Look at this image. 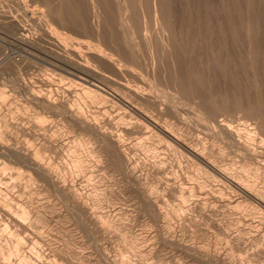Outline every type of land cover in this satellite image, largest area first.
<instances>
[{"label":"bare ground","instance_id":"bare-ground-1","mask_svg":"<svg viewBox=\"0 0 264 264\" xmlns=\"http://www.w3.org/2000/svg\"><path fill=\"white\" fill-rule=\"evenodd\" d=\"M41 1L39 6L43 5L44 8L39 7L38 9L42 10L35 13L23 8L22 1H19L21 4L18 2L28 21L27 25H31L35 33L40 35L30 38L28 35L22 34V37H15V39L17 38L23 47L27 48L29 43L31 45L33 42H35L34 45L37 44L35 46L37 47L39 38L41 40L42 37H46L48 41L49 39L56 41L59 39L57 37L63 35L69 28L77 27L78 30L80 27L92 34L94 40V43L88 44L83 52L86 59L95 68L105 70L107 77L114 79L118 86L117 90H113L105 84L100 85L88 81L89 79H85V75V78L77 76L79 82L74 81L73 85H67L63 84V81L59 82L63 79L59 78L61 80L58 81V78L51 75L50 72L41 74V78L37 79L39 85L32 81L30 84L24 82V86L22 85L32 95L31 103L40 110L38 113L36 112L35 116L30 117L31 119L29 116H24L30 119L28 124H23L21 121L18 123L12 119L15 123L13 124L10 122V116L8 122L5 117L7 112L0 109L2 127L3 124L5 128L9 127L8 129L12 126L14 128H12L14 131L12 134L22 133L28 139L33 140V143L29 140L21 143L23 139L20 134V142L18 140L14 143L10 142V136H12L10 131L12 130L10 129L8 133V130L3 129L4 127L0 128V158L3 159L1 169H9V171L5 170L6 172L0 173V181L10 180L8 183L5 181L6 185L2 190L8 191L10 187L15 186L20 188V190L15 189L20 191L19 195L18 192L16 193L18 195L16 196V208L14 210L1 208V215L16 227L15 232H11L16 238L5 234L6 232H2L0 235V239L4 240V242L0 241V264H50L43 263L40 259L41 253L44 252L40 247L33 248L32 251L26 250L25 241H30L33 238L49 245V247H54L59 253L58 255L66 261L68 260L69 263L71 260L73 264H96L98 261H103L106 264H131L130 260L124 262L122 259L119 263V260L112 256L111 258L103 248L100 250L99 257L94 258L97 256L93 257L91 251L84 249L86 244L82 237L77 235V231L73 227L75 225L71 226V218L68 219V215L62 214L65 223H61L62 225L59 227L61 229L58 230L61 232L56 233V236H54L55 234H38L36 231L39 229L41 220L48 222L49 217L52 216L49 213L57 208L52 203L53 200L51 202L48 200L49 198L45 199L40 195L42 190L47 192L48 189H52L66 200L68 214L76 220L78 218L79 223H84L83 225L96 239L98 237L112 238L115 230L119 228L126 249L131 250V248L143 245L146 256L159 254L157 253L158 240H153L154 235L137 233L135 221H131L130 218L124 220L121 217L118 218L116 214L109 211L110 209L103 210V204L112 199H110L111 193L107 192L108 189H104L105 183H102L103 190L98 191L102 185L88 181L86 175L100 171L104 165L106 167L113 166L123 173L124 177L121 176V178L125 184L122 185L120 193L123 195V192L127 191L133 194L140 204L147 206L152 216L158 218L164 226L166 239L180 247L183 246L188 260L200 259V262L208 260L207 262L213 263L236 264L234 253L230 252L233 246L231 248L225 246L220 249L218 247L219 250H217L215 248L216 241L211 238L212 233L206 231L211 236H208L209 240L205 247L195 246L193 238L203 223L197 222V214L207 217L212 214L217 215L221 211L227 220L225 223H216L217 229L231 238L240 249L247 250L245 249L248 245L247 240L250 239L247 234L255 231V234H251L252 237L256 238L262 235L258 227L257 230L255 229L256 226L264 227V185L260 182L261 178L264 179V138H256L254 133V135L251 134L252 130L246 128L242 123L233 125L224 119H215L216 114L227 112L229 109L244 110L256 119L261 133L264 132V72L258 69L260 62L264 64V44L257 40V36L260 35L259 27L253 16L256 0H247L246 8L243 5L240 6V2L237 3L239 0H235V3L233 0H192L195 3H192L191 0H180L181 2L178 0L182 7H180L182 10L179 11H183L181 13L182 16L184 15L183 17L178 13L179 3L177 0H149L151 9L145 3L147 0ZM262 1L264 2V0H260L259 3ZM236 3L239 7L235 5ZM144 4H147L145 8L148 6L147 9L151 10L148 11L150 14L152 13L151 17L147 19L148 25H150L149 20L152 19L158 31L157 39L153 37V40L147 33L144 40V37L139 38V41L143 40L142 45L146 50L143 47L142 49L146 51V58L141 53L145 54V51H141V44L135 40L136 35H134L136 30H140L136 28L139 22L147 23L145 19L147 9L145 10ZM242 6L243 10L240 8ZM17 8L20 10L19 7ZM18 9L17 11H19ZM31 9L35 10L34 7ZM256 9L260 14L261 8ZM148 11L146 12L148 13ZM258 13L255 14L259 15ZM236 15L243 17L240 24L236 23ZM19 17L21 18V16ZM137 20L139 21L137 22ZM149 31L151 32V30ZM239 31L243 34V38L237 37ZM30 32L32 31L30 30ZM137 33L139 34V31ZM261 37L264 38L263 35ZM44 38L42 42L46 40ZM232 52L233 54L230 55ZM39 53L40 51L38 55ZM42 53L40 54L42 55ZM260 55L263 57L261 58ZM43 56L45 55L43 54ZM5 57L8 59V56ZM42 58L40 56V59ZM146 60L150 65H147V70L145 67L144 73L147 72V74L144 77L145 74L136 72V66L145 63ZM48 61L50 60L46 62ZM59 68L63 70V67ZM66 69L64 67V70ZM67 70L71 71L70 68ZM73 73H77V71ZM67 75L69 74L67 73ZM166 87L174 92H168ZM176 94L190 98L188 99L193 102L190 103L196 110V118L202 120L206 127L211 128L216 140L224 145H217L218 149H215L217 148L215 142L213 143L214 148L213 144H208L207 138L191 136L190 132L186 131L188 129L184 130L179 125L177 119L172 120V118L183 116L182 109L179 107L180 105L178 106L181 100L176 99ZM5 99V92L0 90V105L5 104L1 103ZM183 110L190 112L187 108H183ZM46 112H49L51 116L62 115L64 121L75 129L79 136L73 140H70L69 136L68 140L64 139L65 136L63 138L59 136L60 133H54V126L47 122ZM191 112L193 113V111ZM8 114L10 113L8 112ZM187 115L189 116V114ZM202 121L201 123H203ZM14 134L12 137L15 138ZM131 135H138L140 136L138 140L140 138L141 140L127 141V136L133 137ZM222 146L230 148L234 157L228 159L229 157L227 158L226 152H223ZM160 148H166L168 151L161 153L158 150ZM145 150L152 151L154 153L152 157L146 155ZM48 152H52L53 157L62 158V163L57 164L56 162L55 164L51 161L54 158L49 159ZM170 153L173 157H175L174 154L181 155L180 158L184 157L185 161L187 160L188 163L199 169L200 175L196 174L197 177L190 180L188 176L181 174L186 177L185 181H178L173 174L172 177L167 176L170 171L166 165L168 162L165 161H168ZM184 158L180 160H184ZM55 159L54 161L57 160ZM174 163L172 162L173 166L178 162ZM190 164H187L188 167L191 166ZM174 171L176 170L174 169ZM184 172L183 170V174H185ZM177 175L175 176L177 177ZM13 178L15 180H12ZM50 192L52 191L50 190ZM13 193L12 195H14ZM166 197L178 199L179 203L175 204L176 207H172V204H169V198ZM120 214L122 213L120 212ZM51 218V221L54 220ZM146 220L148 219L146 218ZM119 230L116 231L120 232ZM24 232L27 234L22 237ZM158 232L160 231L157 230ZM188 236L190 240L192 239L190 243ZM254 238H252L253 242ZM191 249H194V252ZM18 251L23 252V257L20 255L22 258L12 255ZM263 254V248H255L253 251L251 249L250 253L254 260L256 256L262 257ZM49 255L51 256V254ZM250 255L248 256L250 257ZM140 262L146 264V260L145 263Z\"/></svg>","mask_w":264,"mask_h":264},{"label":"rangeland","instance_id":"rangeland-1","mask_svg":"<svg viewBox=\"0 0 264 264\" xmlns=\"http://www.w3.org/2000/svg\"><path fill=\"white\" fill-rule=\"evenodd\" d=\"M19 1H22L21 3L23 4H21ZM36 1V2H35ZM15 0V2H14V0H0V90H2L3 92H5V94H6V99L3 101V102H1V103H5V104H1L0 105V107H2V108H0V109H2L4 112H7V114H6V120H8V122L10 121V122H13V124H15L14 123V121H12V119L13 120H16L15 122H18L19 123V121H21V123H23V124H28L29 122H30V117H32L33 115L35 116V114H37L40 110L39 109H37V108H35L36 106L35 105H33L32 103H31V100H32V95L30 94V92H28L27 90H25L24 89V82H26L27 84H30V81H32V82H34L35 84H37V85H39V83L37 82V79H39V78H41V74H45V73H50L51 75H53V76H55L56 78H58L57 80L59 81V80H61V79H63V80H61V81H59V82H62L63 84H67V85H70V84H72L73 85V83H75L74 81H76V82H79L80 80H79V78L78 77H83V78H85L84 77V75L86 76V78L85 79H89L88 81H91V82H94V83H98V84H105V85H107V86H109L111 89H113V90H117V86H118V84H117V82L114 80V79H111V78H108L107 77V75H106V71L105 70H101V69H98V68H95V66H93V65H91V63H89L88 62V59H86V57H85V55H84V50L87 48V45L88 44H92V43H94V40H93V36H92V34H90L89 32H87V31H85L84 29H82V28H80V27H78L79 29L77 30V27H74V28H72V29H68L67 31H65V35H64V37H63V35H61L60 37H57V38H59V39H57L56 41H54L53 39H49V41H48V38H44V37H42L41 38V40H40V38H39V43L38 42H36V43H38V46L37 47H35L36 45H34L33 43H35V42H33V43H31V45H30V43H29V46L26 48V46L25 47H23V45H21V43H19V41H18V39L17 38H19V37H22L23 35H28L30 38L32 37H35V36H38V34L39 33H35V31L33 30V28H31V25L29 26V24L27 25V23H28V21H27V19H26V17L23 15V13H22V9L20 8V4H21V6H23V8H26V9H28V10H30L32 13H35V12H39V10H42L43 8H44V6L43 5H41V6H39V3L41 4L42 3V1L41 0ZM38 1V2H37ZM148 1V2H147ZM147 1H145V3H147L148 4V6H149V9H151V7H150V1L149 0H147ZM180 1V0H179ZM192 1V0H191ZM235 0H233V2H234ZM238 1V0H237ZM242 1V0H241ZM240 0L237 2L238 4H239V2H240V6L241 5H243L244 6V8H246V5L247 4H245V3H247V0H246V2H245V0L243 1V2H241ZM253 1V0H252ZM259 1L260 0H256V4H254V9H253V16H254V18L256 19V22H257V25H258V29H259V37L257 36V40L259 41V42H261L262 44H264V38L263 37H261L262 35L264 36V2L262 1V2H260L259 3ZM10 2V3H9ZM20 4H19V3ZM24 2V3H23ZM34 2V3H33ZM177 2H178V0H177ZM181 2V1H180ZM236 2V1H235ZM234 2V3H235ZM255 2V1H254ZM16 3V4H15ZM179 3V2H178ZM177 3V4H178ZM192 3H195V1H192ZM191 3V4H192ZM237 3L235 4L237 7H239V5H237ZM261 4V3H263V4H261V5H259V4ZM19 4V5H18ZM37 4H38V7H37ZM147 4H144V8H145V5H147ZM190 4V5H191ZM258 4V5H257ZM18 5V6H17ZM30 8H28L27 6ZM179 6H178V11L179 10H182L181 8V5H180V3L178 4ZM255 5H257L256 7H255ZM43 6V7H42ZM133 6H135L134 4H133ZM147 6V7H148ZM243 6L242 7H240V8H242V10H243ZM17 7H19L20 8V10L17 8ZM35 8V10H37V11H33V9H31V8ZM39 7H41L40 9H38ZM137 7V6H136ZM147 7L145 8V10L147 9ZM181 7V8H180ZM236 7V8H237ZM180 8V9H179ZM239 8V9H240ZM256 8H261L260 10H259V12H261L260 14L258 13V9H256ZM15 9V10H14ZM17 9L19 10V11H17ZM149 9H147L146 11H148ZM239 9H237V10H239ZM257 10V12H255L256 10ZM242 10H240V11H242ZM145 11V19H146V21H147V19H149V17H151V15H152V13L150 14V12L149 11H151V10H149L148 11V13ZM183 12V11H182ZM181 11H179L178 13L182 16V13ZM237 12V11H236ZM258 13L259 15H257V14H255V13ZM22 13V15H20ZM262 14V15H261ZM148 15V16H147ZM19 16H21V18L19 17ZM184 16V15H183ZM182 16V17H183ZM239 16V15H238ZM240 18V19H239ZM26 19V20H25ZM138 19V18H137ZM151 19V18H150ZM186 19V18H185ZM239 19V20H238ZM241 19H243V17L241 16V17H237V15H236V23H238V24H240L239 22H240V20ZM136 20V19H135ZM139 20H137V22H138ZM150 21V25H151V27H150V25H148V21H147V25L146 24H143V22H142V24L139 22L138 24V27L136 26V28L137 29H140V30H136L135 32H134V35H136L135 36V40L137 41V42H140V44H141V51L143 50V49H145L144 47H143V45H142V42H143V40L145 39V35H146V33L147 34H149V37H151V38H158V35H156L157 33H158V31H157V28L154 26V23L152 22V19L151 20H149ZM242 21V20H241ZM19 22V23H18ZM22 22V23H21ZM185 22V21H184ZM18 25V27L20 28V30H22L23 31V33H21L22 31H20L19 30V28L17 27V25ZM14 25V26H13ZM16 25V26H15ZM21 25V26H20ZM137 25V24H136ZM142 25V27H140ZM26 26H28V27H26ZM154 26V27H153ZM29 27H30V30L32 31V32H30V30H29ZM145 27V28H144ZM153 27V28H152ZM240 27V26H239ZM16 28V30H14ZM152 28V29H151ZM13 29V30H12ZM18 29V30H17ZM82 31H81V30ZM146 29H148V30H146ZM29 32H28V31ZM149 30H151V32H152V34H154V35H152L151 34V32L149 31ZM20 31V32H19ZM139 31V34L137 33ZM156 31V32H155ZM18 32V33H17ZM25 33H28V34H25ZM34 33V34H33ZM137 33V34H136ZM238 33V36L237 37H239V36H241L242 38H243V34L239 31V32H237ZM16 34V35H15ZM18 34V35H17ZM23 34V35H22ZM144 34V35H143ZM40 35V34H39ZM155 35H156V37H155ZM13 36V37H12ZM142 36V37H141ZM148 36V35H147ZM15 37H17L16 39H15ZM144 37V38H143ZM12 38V39H11ZM43 38L44 39H46V40H44L43 42H42V40H43ZM63 38V40H61ZM139 38H143V40L142 41H139L140 39ZM154 38H153V40H154ZM242 38H241V40H242ZM2 39V40H1ZM15 39V40H14ZM239 39H240V37H239ZM58 40H60V41H58ZM14 41H15V43H14ZM53 43H52V42ZM238 41V40H237ZM45 42H47L48 43V45H47V43H45ZM51 42V44H49ZM55 42V43H54ZM43 44V45H42ZM46 44V45H45ZM4 45V46H3ZM20 45V46H19ZM40 45H42V47L45 45V48H44V51H43V49H42V47H40ZM34 46V47H33ZM264 46V45H263ZM1 47H2V49H1ZM20 47H22V48H20ZM39 47V48H38ZM142 47H143V49H142ZM4 48V49H3ZM31 48V49H30ZM37 48V49H36ZM41 48V50H38V49H40ZM8 49V50H7ZM21 49H24V50H22L21 51ZM29 49V50H28ZM36 50V52H35V50ZM31 50V51H30ZM34 52H33V51ZM146 50V49H145ZM145 50H143V51H145ZM11 51V52H10ZM26 51H28V52H26ZM40 51V53H42V55L39 53V55H38V52ZM46 51V53H44ZM2 52V53H1ZM9 52V53H8ZM32 54H31V53ZM49 52V53H48ZM234 52V51H233ZM233 52L232 53H230V55L231 54H233ZM6 53V54H5ZM17 55H16V54ZM142 54H143V57L144 58H146L147 57V54H146V51H145V54L143 53V52H141ZM11 54V55H10ZM23 54V55H22ZM35 54H37V55H35ZM43 54L46 56H43ZM262 54V53H261ZM264 54V53H263ZM262 54V55H263ZM19 55V56H18ZM25 55H26V57H25ZM29 55H31L30 57H29ZM262 55H260L261 56V58L264 56H262ZM5 56H8V59L5 57ZM40 56H41V58L42 59H40ZM53 56V57H52ZM12 57H14L13 59H12ZM23 57V58H22ZM29 57V58H28ZM21 58L23 59V61L21 60ZM26 58V59H25ZM50 58V59H49ZM52 58H53V60H52ZM56 58V59H55ZM15 59V60H14ZM36 59V60H35ZM50 60V61H48V62H46L47 60ZM58 59V60H57ZM7 60V61H6ZM44 60V61H43ZM46 60V61H45ZM263 60H264V57H263ZM263 60H261V61H263ZM13 61V62H12ZM51 61H53L54 62V64H53V62H51ZM147 61V62H146ZM145 61V63H146V65H145V63H143L144 64V66H142L143 64H139L138 66H136V72L137 73H139V74H145L144 75V77H146V74H147V72H145L144 73V70H145V67H146V70H147V65H150L149 64V61L148 60H146ZM8 62V63H7ZM10 62H11V64H10ZM23 62V63H22ZM26 62V63H25ZM50 62V63H49ZM144 62V61H143ZM15 65H17L18 63V65L17 66H19V67H17V66H13L14 64ZM17 63V64H16ZM21 63V64H20ZM49 63V64H48ZM57 63H60L59 65L57 64ZM66 63V64H65ZM263 63H264V61H263ZM13 64V65H12ZM61 64H63L62 66H60ZM9 65V66H8ZM21 65V66H20ZM23 65V66H22ZM58 65V66H57ZM68 65H71V66H73V67H71V66H68ZM263 65V66H262ZM7 66V67H6ZM54 68H58V69H54ZM141 66V67H140ZM260 67H258V69H259V71H261V72H264V64H262L261 62H260V65H259ZM263 67V69H261L262 67ZM6 67V68H5ZM59 67H63V70H64V67H65V69L67 68H70V70L71 71H69V70H62V68L60 69ZM51 68V69H50ZM76 68V69H75ZM58 70V71H57ZM60 70V71H59ZM145 70V71H146ZM49 71V72H48ZM62 71V72H61ZM75 71H77V73H73V72H75ZM67 73L69 74V75H67ZM71 73H73V74H71ZM81 74L82 76H80L79 74ZM62 74V75H61ZM76 74V75H75ZM68 76V77H67ZM69 76H72V77H69ZM78 76V77H77ZM62 77H64V78H62ZM75 77H76V79H75ZM59 78H61V79H59ZM74 79V80H73ZM71 83H70V82ZM73 82V83H72ZM19 84H20V86H19ZM23 85V86H22ZM166 90L168 91V92H172L173 90L172 89H170V88H168L167 89V87H166ZM7 91V92H6ZM263 91H264V87H263ZM174 92V91H173ZM172 92V93H173ZM179 95H181L180 97H178ZM176 94V96H177V100L179 99V100H181V101H179L180 103H178V106L183 110V108L185 109V108H187L188 109V111H190V112H187L186 110H181V114L184 116L185 115V117H183V116H179L178 118H172V120H175V119H177L176 121H178V123H179V125L181 126V127H183V129L184 130H186V129H188V130H186L187 132H190V134H191V136H195V137H197V136H200V137H202L203 139L205 138H207L206 139V141L208 142V144L210 145H212L214 142V144L216 145V147L217 148H215V145H214V148L215 149H218V146H221V144L222 143H220L219 141H217L216 140V137L214 136V133L211 131V128H208V127H206V124L204 125V122L202 121V120H199V118H196V115H195V109L193 108V106L194 105H191V103L190 102H192L191 100H189L190 98L189 97H187V96H182V94ZM182 97V98H181ZM184 97H186V98H184ZM184 101H186L185 103H184ZM189 103V104H188ZM193 103V102H192ZM182 104V105H181ZM186 104V105H185ZM3 105H5V106H3ZM188 105V106H187ZM190 105H191V107H190ZM164 106V105H163ZM190 109V110H189ZM185 111H186V113H185ZM191 111H193V113L191 112ZM243 111V112H242ZM8 112L11 114H13V116H12V114L10 115V114H8ZM22 112V113H21ZM37 112V113H36ZM28 113V114H27ZM47 114H45L46 116H47V122H49V123H52V125L54 126L53 128H54V133H56V134H58V133H60V134H58L59 136H61L62 138L64 137V139H68L69 140V136H70V140H73V139H75V138H77L78 136H79V133H77V131H75V129H73L72 127H70L69 126V124H67L66 123V121H64V119L62 118V115H55V116H51V114L49 113V112H46ZM187 114H189V116L187 115ZM31 115V116H30ZM48 115H50L49 117H48ZM217 115V116H216ZM215 115V119H220V120H226V121H229L231 124H233V125H235V124H239V123H242L244 126H246V128H248L249 130H252V131H250L251 132V134H253L254 136H257L256 138H264L263 136H264V132H262L261 133V130L258 128V125H257V123H256V119L252 116V115H250L247 111H244V110H235L234 109V111H233V109H229V110H227V112H225L224 111V113H222V112H220V113H218V114H216ZM249 115V116H248ZM11 117V119L9 120V118L8 117ZM22 116H23V118H22ZM24 116H29V118L30 119H27L28 117H24ZM22 118V119H21ZM27 120H25V119ZM194 118H196V119H194ZM21 119V120H20ZM217 119V120H218ZM201 121L203 122V123H201ZM24 122H26V123H24ZM28 122V123H27ZM1 124V126H0V128H3V129H5V130H8V133H9V131H10V129L12 130V131H10V134H12V132H14L13 131V127L12 126H10V129H8V128H5V126H4V124H3V127H2V122L0 123ZM209 124V123H208ZM256 124V125H255ZM207 126H209V125H207ZM68 127H69V129H68ZM13 128V129H12ZM57 128H58V130H57ZM60 128V129H59ZM64 128V129H63ZM66 128V129H65ZM56 129V130H55ZM63 129V130H62ZM65 130V131H64ZM63 132V133H62ZM193 133V134H192ZM9 134V135H10ZM14 134V133H13ZM13 134H12V136H13ZM20 134H21V136H20ZM18 133V134H14V136H15V138L14 137H12V136H10V142L12 141L13 143L14 142H16L17 140L19 141V140H21V139H23L22 140V142L21 143H24L25 141H30L31 143H33V140L32 139H28V137H26L25 135H22V133ZM19 136L21 137V139H19ZM131 136H133V137H130V136H127V141H130L131 140V142L133 141L132 139H134L135 141H133V142H136V141H140L141 140V138H140V140H138L139 138L138 137H140V136H138V135H131ZM135 137H136V139H135ZM14 139V141H13V139ZM72 138V139H71ZM20 142V141H19ZM217 142V143H216ZM92 146H93V144H91ZM218 145V146H217ZM222 145H224V144H222ZM223 147V146H222ZM225 149H227V150H225ZM159 151H161V153L163 152V151H168L166 148H160V149H158ZM223 152H226L225 154L227 155V158L228 159H231L232 157H234V153H233V151L230 149V148H226L225 146L223 147ZM146 151V150H145ZM159 151H157V153H160ZM232 153H231V152ZM152 151H146V155L148 154L149 155V157H152V155L154 154L153 152L151 153ZM49 153H51V154H49ZM230 154V156H228ZM52 155H54L52 152H48V158L49 159H51V158H56L55 160L56 161H54V159H52L51 161H53L55 164H56V162H57V164H59V163H62V161H63V159L62 158H59V157H53ZM170 155L171 156H169V158H167V160L168 161H165L167 164V166H168V169H169V173H167V176H169V177H172V174H173V176L175 177V178H177L178 179V181H185L186 180V177L188 176V178L191 180V179H193V178H196L197 177V175H200L199 174V169H197V167L196 166H193V165H191L190 163H188V161L186 160L185 161V158L184 157H181L180 158V156H178L177 154H174V156L175 157H173L172 156V154L170 153ZM175 158V159H174ZM179 159V160H177V159ZM184 158V160H180V159H183ZM62 159V160H61ZM174 159V160H173ZM180 161L182 162L181 164H180ZM184 161V162H183ZM3 162V159L2 158H0V173L2 174V172H6V171H9V169H5V170H2L1 169V167H2V163ZM172 162L174 163V162H178L177 164L176 163H174V164H176V165H174L173 166V164H172ZM186 162H187V164H190L189 166L191 167H188V165L186 164ZM180 164V165H179ZM178 165H179V168H178ZM185 166V167H183V166ZM105 166V165H104ZM103 166V168L101 169L100 168V171H94V173L92 174V173H90V174H87L86 175V179H88V181H90V182H94V183H97L98 185H100L101 187H100V189H98V191L100 190V191H102L103 189H102V187H103V184H104V189H108L107 190V192H110L111 193V195H110V199L111 200H109L108 202H106L105 204H103V210H105V211H107V210H109V211H111V212H113V214H116V217H118V218H122L123 220L124 219H128V218H130L131 219V221H135L134 222V225L136 224V230H137V233H142V234H146V233H150L151 235H154V238H153V240H158V247H157V253H159V254H157V255H155V256H150V255H147L146 256V252H144L143 250H144V246L143 245H139V246H137L136 248H131V250L130 249H126L125 248V246H124V242L122 241V239H121V231L119 230V228H117L120 232H117L116 230H115V232L113 233V236H112V238L111 237H105V238H103V237H101V238H97L96 239V237H94V235L92 236V234L87 230V228H86V226H84L83 224L84 223H82L81 221V223H79V220H78V218H77V220L74 218V217H71L69 214H68V212H69V209H68V204H67V202H66V200H64V198L62 197V196H60V195H58L57 193H55L52 189H50L52 192H50V190L48 189V194H47V192H46V190H45V192H43L44 190H42L41 192H42V194H44V193H46V194H44V195H42V194H40L41 195V197L42 196H44V197H42V198H45V199H48V200H50L51 202H52V200H53V202L52 203H54L55 205H56V209L58 210V211H54V210H56V209H54V210H52V212L51 213H49V215H52L51 217H53V218H51V217H49V221L48 222H46V221H44V222H42V220H41V222H40V226H38L39 227V229L36 231L38 234H51V235H54V236H56L58 233H60L61 231H59L58 232V230H60L59 229V227L62 225L61 223H65V221H63V216H62V214H64V215H68L67 217H68V219H70L71 218V221H70V223L72 224L71 226H73V225H75V226H73L74 227V229H75V231H77L76 233H77V235H79V237L81 236L82 237V239L84 240V242H85V250L86 251H91V253H92V256L94 257V256H97V257H94V258H98L99 257V254H100V250H101V248H103V249H105L106 250V253L111 257H114L115 259H117V260H119V263H121V261L123 260L124 262L125 261H127V260H130V263L131 264H141V262L140 261H143L144 263H145V260H146V264H189L190 262V264H205V263H207V264H222V263H219V262H215V263H213V262H207L208 260H201V262H200V259H196V260H188V258H186V252H185V250H184V248H183V246H181L180 247V245H177V244H174V243H171L170 241H168V239H166V237L164 236L165 235V231L166 230H164V226L161 224V221L158 219V218H156V217H153L152 216V213H150L149 212V208L147 207V206H144V205H142V204H140V202L138 201V199L137 198H135L134 196H133V194H131V193H129V192H127L126 191V193H124L123 192V195L120 193V191H121V189L123 188V184H125V181H123V177L124 176H122L123 175V173L119 170V169H115V167H113V166H105L104 167ZM170 166V167H169ZM110 167V168H109ZM175 167V168H174ZM194 167V168H193ZM90 168H93V167H91L90 166ZM114 168V169H113ZM186 168H188V169H186ZM94 169V168H93ZM96 169V168H95ZM107 169V170H106ZM173 171H172V170ZM174 169L176 170V171H174ZM99 170V169H98ZM113 170V171H112ZM183 170L185 171L184 173L185 174H183ZM188 170V171H187ZM108 171V172H107ZM109 172H110V174H109ZM113 172H115V173H113ZM172 172V173H171ZM176 174H175V173ZM180 172V173H179ZM195 172V173H194ZM198 172V173H197ZM1 174H0V177H1ZM99 174V175H98ZM115 174V175H114ZM171 174V175H170ZM178 174V175H177ZM185 175V176H182V175ZM197 174V175H196ZM94 175V176H93ZM175 175H177V177L175 176ZM102 178H101V177ZM114 176V177H113ZM121 176H122V178H121ZM183 178H182V177ZM194 176V177H193ZM93 177V178H92ZM104 178H106V179H104ZM116 178V179H115ZM118 178V179H117ZM102 179V180H101ZM104 179V180H103ZM180 179V180H179ZM12 180H15V178H13ZM102 182H101V181ZM263 180V181H262ZM5 181H6V183H8V182H10V180H2V181H0V187H1V185H3L2 186V188L0 189L1 191H0V194H2V189H3V187L6 185V183H5ZM97 181V182H96ZM100 181V182H99ZM105 181V182H104ZM99 182V183H98ZM109 182H111V183H109ZM113 182V183H112ZM260 182L261 183H263V185H264V179L263 178H261L260 179ZM40 184H42V182H39ZM39 183H37V184H39ZM103 183V184H102ZM108 184V185H107ZM110 186H111V188H110ZM117 186V187H116ZM108 187V188H107ZM118 188V189H117ZM14 189V190H13ZM15 189H19L20 190V188L19 187H10L9 188V190L8 191H6V190H4L3 191V194L0 196V235L2 234V232L3 233H5V234H9L11 237H13V238H16L15 236H13V234L11 233V232H15V228L16 227H14V225L12 224V223H10L7 219H5L1 214H2V211H1V208H6V209H8V210H14L15 208H16V206H17V203H16V196H18L20 193V191H17V190H15ZM112 189V190H111ZM12 191V193L13 192H15V193H13L14 195H12V193H10ZM118 191V192H117ZM6 192H7V194H6ZM18 192V193H17ZM50 192V193H49ZM4 193H5V195H4ZM10 193V194H9ZM16 193L18 194V195H16ZM114 193H116L115 195H114ZM56 194V195H55ZM39 195V196H40ZM55 195V196H54ZM113 195V196H112ZM121 195H122V197H121ZM130 195V196H129ZM15 196V197H14ZM46 196H49V197H46ZM112 196V197H111ZM120 196V197H119ZM55 197V198H54ZM57 197V198H56ZM51 198V199H50ZM124 198V199H123ZM166 198H169L168 199V201H169V204L172 206V207H176L175 206V204L177 205L178 203H179V200L177 199V200H175V198H172V197H166ZM171 198V199H170ZM58 199V200H57ZM117 199V200H116ZM131 199V200H130ZM113 200V201H112ZM124 200V201H123ZM127 201V202H126ZM114 202V203H113ZM132 203V204H131ZM139 203V204H138ZM108 204H109V206H108ZM119 204V205H118ZM63 205V206H62ZM62 207H64V208H62ZM144 207V208H143ZM60 208V209H59ZM112 208V209H111ZM118 208V209H117ZM121 208V209H120ZM131 208V209H130ZM63 209V210H62ZM121 210V211H120ZM130 210V211H129ZM221 210H223V209H221ZM60 211H61V214H60ZM65 212V213H64ZM120 212L122 213V214H120ZM138 212V213H137ZM144 212H146V213H144ZM129 213V214H128ZM135 213V214H134ZM150 215V216H149ZM223 214V211H221V213H219V214H217V215H214V214H212V215H210V216H203V215H199L198 216V214H197V216H196V220H197V222L198 223H202L201 224V228L197 231L198 233H197V235L195 236V238H193V243H194V245L195 246H197V247H205V246H207V243H208V236H211V238H212V240H214V241H216V247L215 248H217V250H219L220 248H224L225 246H227V248H231L232 246H233V248H231L230 249V252L231 253H234V255L233 256H235L234 257V262H236V264H244L245 262L247 263V264H264V254L262 255V257L260 256H256L255 257V260L253 259L254 257H252L251 255H250V253H251V249H252V251L255 249V248H257V249H259V248H263L264 249V227H260V226H256V229L255 230H257L258 228V230H260V232H262V233H260V234H262V235H259L258 237H256V238H254V237H252V235L251 234H255V231H252V233H249V235L247 234V236H248V238H250L249 240H247V247L245 248V249H247L246 251L242 248V249H240V247H237L236 245H235V243H234V241L231 239V238H229L228 236H226L224 233H222L221 231H219L218 229H217V224L220 222V223H225V221L227 220V217ZM126 216V217H125ZM134 216V217H133ZM144 217V218H143ZM4 218V219H3ZM50 218L51 219H54V220H50ZM74 218V219H73ZM146 218L148 219V220H146ZM157 219L158 220V222H157V220L155 221L154 219ZM198 218V219H197ZM202 218V219H201ZM214 218V219H213ZM216 218V219H215ZM67 219V220H68ZM129 219V220H130ZM134 219V220H133ZM138 219V220H137ZM208 219V220H207ZM212 219V220H211ZM154 220V221H153ZM75 223H74V222ZM209 221V222H208ZM73 222V223H72ZM212 222V223H211ZM44 223V224H43ZM69 223V222H68ZM67 223V224H68ZM205 223V224H204ZM209 223H211V224H209ZM217 223V224H216ZM3 224V225H2ZM50 224H52V225H50ZM159 224V225H158ZM215 224V225H214ZM82 225V226H81ZM143 225V226H142ZM211 225V226H210ZM155 226H156V228H155ZM160 226V227H159ZM72 227V228H73ZM207 227V228H206ZM216 227V228H215ZM258 227V228H257ZM80 228V229H79ZM83 228V229H82ZM159 228H161L162 230H160ZM48 229V230H47ZM50 229V230H49ZM52 229V230H51ZM191 229H194L193 227H191ZM190 229V230H191ZM236 229V228H235ZM86 230V231H85ZM157 230L158 231H160V232H158V233H160L159 234V236H158V233H157ZM205 232H204V231ZM262 230V231H261ZM47 231V232H46ZM162 231V232H161ZM201 231H202V233H201ZM206 231H208V232H206ZM212 231V232H211ZM216 231H218V232H216ZM50 232V233H49ZM196 232V231H195ZM237 232H239V231H237ZM57 233V234H56ZM120 233V234H119ZM157 233V234H156ZM199 233H201V234H199ZM221 233V234H220ZM26 234H27V232H24L21 236L22 237H24V236H26ZM117 234V235H116ZM119 234V235H118ZM158 236H156V235ZM162 234H163V236H162ZM187 234V233H186ZM189 234V233H188ZM187 234V235H188ZM24 235V236H23ZM33 235V234H32ZM199 235V236H198ZM217 235V236H216ZM222 235V236H221ZM85 236V237H84ZM88 236V237H87ZM117 236V237H116ZM226 236V237H225ZM246 236V234H245V237H247ZM114 237V238H113ZM189 237V236H188ZM187 237V238H188ZM197 237H201V238H197ZM204 237V238H203ZM260 237V238H259ZM263 237V238H262ZM109 238H111V239H109ZM222 238V239H221ZM252 238H254V242H253V239ZM100 239V240H99ZM115 239V240H114ZM159 239H160V242H159ZM258 239V240H257ZM152 239H151V241H153ZM164 240V241H163ZM192 240V239H191ZM190 237L188 238V242L190 243ZM0 241L1 242H4V240H1L0 239ZM56 241H57V239H56ZM59 241V240H58ZM89 241V242H88ZM115 241V242H114ZM94 242V243H93ZM96 242H98V243H96ZM101 242V243H100ZM192 242V241H191ZM220 242V243H219ZM250 242V243H249ZM253 242V243H252ZM259 242V243H258ZM27 243H28V245H27ZM57 243V242H56ZM59 243V242H58ZM107 243V244H106ZM95 244V245H94ZM160 244V245H159ZM168 244V245H167ZM169 244H171L170 246H169ZM250 244H251V247H250ZM261 244H263V245H261ZM25 245H26V250L27 251H32L31 249H35V248H37V247H40L44 252H42L41 253V255H40V259H42V261H43V263H50V264H73V262H71V260H69L70 261V263L69 262H67L64 258H62L60 255H58L59 253L55 250V248L54 247H49V245H46L45 243H43V242H41V241H39V240H37V239H32V240H30V241H25ZM106 245H107V247H106ZM224 245V246H223ZM235 245V246H234ZM253 245V246H252ZM87 246V247H86ZM90 246V247H89ZM92 246V247H91ZM101 246V247H100ZM103 246V247H102ZM175 248H174V247ZM249 246V247H248ZM256 246V247H255ZM105 247V248H104ZM161 247V248H160ZM218 247H219V249H218ZM89 248V249H88ZM100 248V249H99ZM177 248H178V250H177ZM122 249V250H121ZM50 250H51V252H50ZM53 250V251H52ZM160 250V251H159ZM168 250V251H167ZM192 250V249H191ZM250 250V251H249ZM179 251V252H178ZM182 251V252H181ZM190 251V250H189ZM193 252H194V249L192 250ZM57 254H56V253ZM110 252V253H109ZM117 252V253H116ZM162 252V253H161ZM171 252V253H170ZM185 252V253H184ZM19 253V254H18ZM18 253L17 252H14V254L12 253V255L14 256L15 255V257H19V258H22L23 256V252L22 251H18ZM173 253V254H172ZM236 253V254H235ZM49 254H51V256L49 255ZM175 254H177V255H175ZM22 257H21V256ZM49 255V256H48ZM56 255V256H55ZM168 255V256H167ZM248 255H250V257L248 256ZM46 256V257H45ZM171 256V257H170ZM111 257V258H112ZM134 259H133V258ZM143 257V258H142ZM157 257V258H156ZM46 258H48V259H46ZM58 258H60V259H58ZM252 258V259H251ZM122 259V260H121ZM155 259H156V261H155ZM186 259V260H185ZM249 259V260H248ZM76 260V259H75ZM133 260V261H132ZM186 261H187V263H186ZM238 261V262H237ZM99 262V263H98ZM98 262H96V264H106V263H104L103 261H98ZM148 262V263H147ZM155 262V263H154ZM245 263V264H246Z\"/></svg>","mask_w":264,"mask_h":264}]
</instances>
